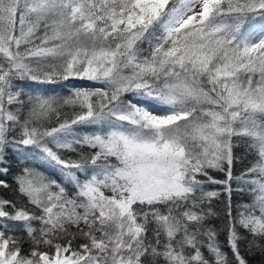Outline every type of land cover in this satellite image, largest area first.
Here are the masks:
<instances>
[{
	"label": "snow or ice",
	"instance_id": "1",
	"mask_svg": "<svg viewBox=\"0 0 264 264\" xmlns=\"http://www.w3.org/2000/svg\"><path fill=\"white\" fill-rule=\"evenodd\" d=\"M209 185L228 194L226 242ZM253 252L264 0H0V264Z\"/></svg>",
	"mask_w": 264,
	"mask_h": 264
},
{
	"label": "trees",
	"instance_id": "2",
	"mask_svg": "<svg viewBox=\"0 0 264 264\" xmlns=\"http://www.w3.org/2000/svg\"><path fill=\"white\" fill-rule=\"evenodd\" d=\"M69 83L70 84H76L77 86L82 85V84L87 86V84L89 82L70 81ZM238 167H239V165H236L234 168V171ZM213 175L217 179H223L224 178L222 173H213ZM209 190H214V191L220 192L219 197L214 202L216 205V210L219 213V215L214 219L213 223L215 224V226L217 227V229L220 232V236H219L220 241L226 242L225 225H226V205L228 202V194L223 190L222 185H209ZM231 200H232L233 207L235 208V206L237 204L247 201L248 197L246 195H243V194H240L237 192H233ZM225 250H227V248ZM247 258H248L250 264H264V254H261L259 252L249 253Z\"/></svg>",
	"mask_w": 264,
	"mask_h": 264
},
{
	"label": "rangeland",
	"instance_id": "3",
	"mask_svg": "<svg viewBox=\"0 0 264 264\" xmlns=\"http://www.w3.org/2000/svg\"><path fill=\"white\" fill-rule=\"evenodd\" d=\"M83 82H85V81H83Z\"/></svg>",
	"mask_w": 264,
	"mask_h": 264
}]
</instances>
